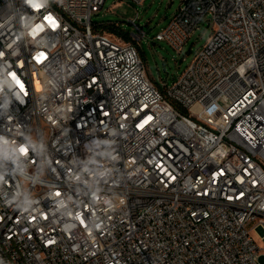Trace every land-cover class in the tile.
<instances>
[{"label":"built area","instance_id":"1","mask_svg":"<svg viewBox=\"0 0 264 264\" xmlns=\"http://www.w3.org/2000/svg\"><path fill=\"white\" fill-rule=\"evenodd\" d=\"M104 2L0 0V264H264V0H180L171 85Z\"/></svg>","mask_w":264,"mask_h":264},{"label":"rangeland","instance_id":"2","mask_svg":"<svg viewBox=\"0 0 264 264\" xmlns=\"http://www.w3.org/2000/svg\"><path fill=\"white\" fill-rule=\"evenodd\" d=\"M179 3L180 0H143L141 3L105 0L102 11L93 14L92 20L116 23L121 30H129L130 33L138 32L137 26L141 28L145 34L139 46L148 74L156 85H171L193 59L198 48L209 38L212 28L207 18L202 19L180 51L165 41L155 40V34L167 24ZM131 18H135V24L130 23ZM105 33L118 39L117 34L109 29ZM258 244L264 247V239L258 240ZM259 261L264 263V257H260Z\"/></svg>","mask_w":264,"mask_h":264},{"label":"trees","instance_id":"3","mask_svg":"<svg viewBox=\"0 0 264 264\" xmlns=\"http://www.w3.org/2000/svg\"><path fill=\"white\" fill-rule=\"evenodd\" d=\"M108 29H110L113 32L115 31V33L117 34H122L123 38L127 41L133 40L129 30H121V29L117 30L116 28H113L111 26Z\"/></svg>","mask_w":264,"mask_h":264},{"label":"clouds","instance_id":"4","mask_svg":"<svg viewBox=\"0 0 264 264\" xmlns=\"http://www.w3.org/2000/svg\"><path fill=\"white\" fill-rule=\"evenodd\" d=\"M35 7H37V8H38L39 6H38V5H35ZM49 19L51 20V18H49Z\"/></svg>","mask_w":264,"mask_h":264}]
</instances>
